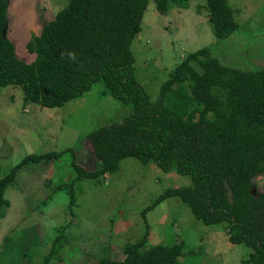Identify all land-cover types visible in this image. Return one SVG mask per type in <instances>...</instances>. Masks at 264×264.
<instances>
[{
  "label": "trees",
  "instance_id": "1",
  "mask_svg": "<svg viewBox=\"0 0 264 264\" xmlns=\"http://www.w3.org/2000/svg\"><path fill=\"white\" fill-rule=\"evenodd\" d=\"M149 1L69 0L27 42L28 51L35 53L27 63L3 36L8 1L0 0V86L17 85L27 101L57 107L103 82V92L131 105L132 111L121 121L88 133L99 164L91 170L72 162L76 173L66 184L71 203L76 201L75 184L85 177L97 180L116 172L129 156L145 164L154 162L192 179L191 185L166 189L157 200L178 196L205 224H227L230 242L251 249L245 262L264 264V190L254 191V179L264 173V69L222 64L203 47L171 71L152 100L137 77L131 49ZM155 2L162 14L172 5H188V0ZM206 5L218 39L238 29L228 0H206ZM54 153L29 155L3 176L0 206L8 205L3 192L15 181L18 169ZM52 252L43 264L56 261ZM182 253V242L149 244L145 234L125 244L122 259L105 252L94 264H184L179 259Z\"/></svg>",
  "mask_w": 264,
  "mask_h": 264
},
{
  "label": "rangeland",
  "instance_id": "2",
  "mask_svg": "<svg viewBox=\"0 0 264 264\" xmlns=\"http://www.w3.org/2000/svg\"><path fill=\"white\" fill-rule=\"evenodd\" d=\"M7 1L6 36L17 57L30 63L35 53L28 51L27 42L69 0ZM228 3L239 27L218 39L206 0L172 5L165 14L155 0L149 1L131 49L137 77L152 100L171 71L203 47L222 64L264 69V0ZM104 89L99 81L61 106L42 107L27 101L21 87L0 86V179L29 155L56 154L18 169L4 189L8 205L0 206V264H43L51 251L53 264H94L105 252L122 259L125 244L145 234L149 244L182 242L179 259L184 264H253L245 262L251 251L247 245L230 242L227 224H205L178 196L157 200L166 189L191 185L192 179L154 162L129 156L116 172L97 180L85 177L75 184L76 201L71 203L66 184L76 173L72 162L91 170L99 164L88 133L132 111ZM256 190H264V173L254 179Z\"/></svg>",
  "mask_w": 264,
  "mask_h": 264
},
{
  "label": "water",
  "instance_id": "3",
  "mask_svg": "<svg viewBox=\"0 0 264 264\" xmlns=\"http://www.w3.org/2000/svg\"><path fill=\"white\" fill-rule=\"evenodd\" d=\"M6 30H7V26L3 29L2 33H3V36H6ZM228 194H229V198L231 201H233V191L231 189V187L229 186L228 188Z\"/></svg>",
  "mask_w": 264,
  "mask_h": 264
}]
</instances>
